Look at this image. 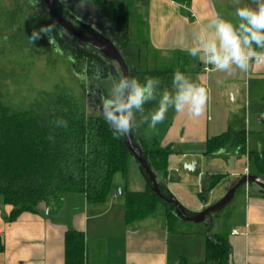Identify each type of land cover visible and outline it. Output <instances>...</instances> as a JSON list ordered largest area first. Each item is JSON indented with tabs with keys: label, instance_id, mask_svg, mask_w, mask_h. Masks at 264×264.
<instances>
[{
	"label": "crops",
	"instance_id": "obj_1",
	"mask_svg": "<svg viewBox=\"0 0 264 264\" xmlns=\"http://www.w3.org/2000/svg\"><path fill=\"white\" fill-rule=\"evenodd\" d=\"M125 2V10L114 16L127 14L128 27L131 10L139 16L143 62L148 70L155 72L161 66L170 70L155 73L160 84L152 111L158 106L159 93L173 91L172 78L177 70L207 90L201 116L192 117L187 111L178 113L172 108L163 137L154 141L157 147L170 146V155L176 156L170 170L178 172V166L183 165L191 174H205L210 182L220 169L212 161L210 165L214 154L205 155V145L209 138L227 130H245V156L264 151V65L253 63L247 72L236 68L231 72L205 71V64L188 52L195 34L217 14L234 24L239 21L224 12L216 0ZM254 136L258 148L251 149L248 144ZM221 152L224 150L217 155ZM146 187L144 183L142 190ZM242 190L243 216L232 223L228 233L219 228L214 234L190 229L181 218L170 224L163 210L161 215L155 210L144 219L127 221L125 197L120 201L115 193L103 203H90L84 194L81 201L72 200L70 212L60 198L58 208L25 211L13 220V206L5 204L0 207V264H66V235L70 231L84 235L83 264H264V190L253 185ZM205 201L200 211L208 206ZM216 235L227 241L228 252L223 262L207 263L208 238Z\"/></svg>",
	"mask_w": 264,
	"mask_h": 264
},
{
	"label": "trees",
	"instance_id": "obj_2",
	"mask_svg": "<svg viewBox=\"0 0 264 264\" xmlns=\"http://www.w3.org/2000/svg\"><path fill=\"white\" fill-rule=\"evenodd\" d=\"M94 5L104 12L105 0H94ZM12 6V10L5 14L7 27L12 31L16 26H19L18 30L26 28L30 34L41 25H54V38L50 41L48 37H42L40 45L47 43L62 54L56 45H65L64 29L50 14L45 0H13ZM114 20L130 77L143 83L146 77L156 76L155 73H170V70L161 69L145 72L139 78L136 68L144 56L137 48H132L128 15L115 16ZM80 45L72 46L73 50L95 56L87 44L81 42ZM2 74L0 71V80H4ZM155 103L156 100L146 104L144 114L150 113ZM132 132L151 169L167 173L170 150L149 147L140 128H134ZM230 145L236 151L245 153V130H227L209 138L204 154L218 153ZM248 154L253 157L258 172L264 175V151ZM131 157L124 135L114 134L112 126L103 116L87 115L64 86L55 91L41 92L33 104L20 109L4 104L0 93V198L4 204L13 206L12 220L25 211H44L58 203L66 193H83L90 203L106 202L114 193L118 195L120 186L115 178L117 175L127 177ZM223 176L217 173L210 177V185L200 193L203 199L205 190L213 188ZM124 196L127 221L152 215L162 203L170 224L179 219L169 204L155 194L151 184L142 191L126 190ZM227 252L228 244L224 237L216 235L208 238L207 263L223 262ZM83 253L84 235L77 231L68 232L66 264H83Z\"/></svg>",
	"mask_w": 264,
	"mask_h": 264
},
{
	"label": "rangeland",
	"instance_id": "obj_3",
	"mask_svg": "<svg viewBox=\"0 0 264 264\" xmlns=\"http://www.w3.org/2000/svg\"><path fill=\"white\" fill-rule=\"evenodd\" d=\"M12 1L0 0V71L4 76V80H0L2 102L14 109H20L33 104L40 97L41 92L55 91L57 88L64 86L79 101L87 115L103 116L100 110V99L108 95L111 82L117 78L118 74H122L120 66L115 62H97L96 55L92 57L74 51L72 46H81V42L71 37L65 30L63 33L65 45H56L62 54L53 50L47 43L40 45V40L30 43L28 37L30 34H28L29 32L26 28L18 30L17 27L19 26H16L13 29L14 31H12L6 26L7 17L5 14L12 10ZM216 1L224 12L233 16L236 21H239L236 16V7L238 5L235 4L234 0ZM58 3L60 5L64 4V6L69 8L66 14L67 20L73 23L76 28L81 27L80 24L85 22L99 30H107L110 28L109 25L112 26L111 28L116 26L114 25V15L122 13L126 8L125 0H105L104 12L94 5V0H64L62 3L58 0ZM245 5L255 7L252 4V0H240L239 6ZM64 8L66 9V7ZM133 12L135 11L132 9L130 12L131 21L128 27L130 37L133 39L132 48H137L143 57L145 55L143 47L144 35L143 32L142 35L139 33V16L132 14ZM25 35H27V38ZM110 65L114 67L115 72ZM139 65V67L135 68L138 70V77L142 78L145 72L149 73L148 65L143 61ZM164 67L166 66H161L160 68L165 69ZM106 68L109 69L108 72L105 71ZM171 113L172 108H169L164 121L157 124L155 128L149 127L150 118L149 123H146V125L140 124L141 127L140 125L136 127L137 130L140 128L142 134L148 139L149 147H154V141L159 142L163 137ZM144 115L147 116L148 113ZM139 119H141L140 114L137 115V120L139 121ZM133 138L137 141L134 134ZM256 138V136L251 137L252 141L248 144L249 148H258L255 142ZM213 154L215 156L212 155V157L215 158L211 157L210 165L211 161L215 163L218 166L217 168L220 169V173L224 175L223 177L231 172H236V176L251 173L264 177L263 174L258 172L253 157L249 158L243 153H238L236 148L231 145L227 146L224 152H221L219 155H217L218 153ZM175 160L176 156L169 155L167 173L155 172V175L163 195L175 197L190 217L202 211L199 209L203 207V201L206 200L205 202L208 203L207 207H209L222 199L226 193L228 182L235 177L226 176L223 180H219L213 188L207 192L205 190L206 194L203 199L200 193L204 187L207 188L210 185L205 174L199 175V171L196 174H191L185 170L183 165L178 166V172H172L170 167L174 166ZM246 168L248 172H246ZM115 181L123 192L117 195V199L121 201L124 200L126 189L133 191L142 190L144 183H147V177L141 171L138 162L131 157L127 177L123 178L121 175H117ZM253 186L256 185L253 184ZM242 188L243 186L236 192L231 201L213 212L212 218L207 217L205 221L198 223L181 219V223L190 224V229L199 231L203 229L208 230L211 234L217 233L219 228L220 231L228 233L232 227V223H236L243 216L245 192ZM83 197V193H66L62 195L61 199L62 203H65L66 211L70 212L72 210V200L81 201ZM4 205L0 198V207ZM169 206L174 212V205L169 204ZM58 207L59 202L46 208V212L51 208L55 209ZM164 209V204L162 203L157 207L155 214L161 215V212H165Z\"/></svg>",
	"mask_w": 264,
	"mask_h": 264
},
{
	"label": "clouds",
	"instance_id": "obj_4",
	"mask_svg": "<svg viewBox=\"0 0 264 264\" xmlns=\"http://www.w3.org/2000/svg\"><path fill=\"white\" fill-rule=\"evenodd\" d=\"M234 2L238 5L239 23L234 24L217 14L195 34L194 43L188 48L190 56L211 65L214 71L231 72L236 68L247 72L253 63L264 65V0H252L255 7L239 6L240 0ZM42 37L51 41L54 25H41L29 35L33 43ZM159 84V79L154 77H146L141 83L135 77L117 75L108 95L100 99V110L114 134H129L140 124L149 123V118V127L155 128L164 121L169 108L178 113L187 111L192 117H199L205 111L206 88L177 70L172 78L173 91L164 89L159 93L158 106L145 116L144 106L157 100Z\"/></svg>",
	"mask_w": 264,
	"mask_h": 264
},
{
	"label": "water",
	"instance_id": "obj_5",
	"mask_svg": "<svg viewBox=\"0 0 264 264\" xmlns=\"http://www.w3.org/2000/svg\"><path fill=\"white\" fill-rule=\"evenodd\" d=\"M46 7L48 8L50 14L56 21V23L64 29L67 33H69L72 37H75L82 43L91 45L93 48L104 54L110 60L116 61L122 69V74L129 76V66L125 62V59L121 55L117 46L114 42L99 33L96 30H87L83 32L76 28L69 20L63 17L56 8V0H45ZM125 143L132 155V157L138 162L141 171L147 177V185L151 184L153 191L155 194L160 197L167 204L174 205V212L179 216V218L187 221H193L195 223L205 221L207 217L212 218L213 212L220 209L222 206L231 201L236 192L242 187L247 185H253L260 187L264 190V177L257 174H243L241 176L233 177L226 186V193L217 203L212 206H209L202 210L200 213L193 215L190 217L185 208L179 203V201L175 197H167L163 195L161 192L157 177L155 172L149 166L146 158L143 155V150L140 145L134 141L133 132L131 131L129 134H125ZM170 149V146H167V150ZM188 164H186L187 166ZM119 195L122 194V189H118Z\"/></svg>",
	"mask_w": 264,
	"mask_h": 264
},
{
	"label": "flooded vegetation",
	"instance_id": "obj_6",
	"mask_svg": "<svg viewBox=\"0 0 264 264\" xmlns=\"http://www.w3.org/2000/svg\"><path fill=\"white\" fill-rule=\"evenodd\" d=\"M61 3H62V1L64 2V0H59ZM46 5V4H45ZM64 7H66V9L64 8ZM56 8H57V10L59 11V13L63 16V17H65L66 19H67V16H66V14H67V9H68V11H69V8L67 7V6H64V4L62 5H60L59 3H58V0L56 1ZM48 9V8H47ZM75 9V8H74ZM76 10V9H75ZM77 11V10H76ZM105 17H106V15H105ZM114 22H115V20H114ZM73 24V23H72ZM81 27H78L81 31H83V32H86L88 29L89 30H96V31H98L99 33H101V34H103L104 36H106V37H108V38H110V39H112L114 42H115V45L117 46V48H118V50L120 51V53H121V55L123 56V58H124V55H123V50L120 48V38L117 36V33H118V31H117V28H116V26H113V28H111L112 26H110L109 25V29H107V30H99V29H97L96 27H94V26H91L90 24H88V23H85V22H82L81 24ZM114 25H116L115 23H114ZM114 30V31H112V30ZM110 30H111V32H110ZM73 38H75V37H73ZM85 44V43H84ZM87 46L89 47V48H91L92 49V51L95 53V55L97 56V62H104V61H106V62H115V63H117L116 61H113V60H110L109 58H107L104 54H102L101 52H99L98 50H96L95 48H93L91 45H88L87 44ZM126 62V61H125ZM118 64V63H117ZM119 65V64H118ZM111 67H112V69H113V71H114V67L112 66V65H110ZM120 70H122L121 69V67H120ZM106 72H108L109 71V69L108 68H106V70H105ZM115 72V71H114Z\"/></svg>",
	"mask_w": 264,
	"mask_h": 264
},
{
	"label": "built area",
	"instance_id": "obj_7",
	"mask_svg": "<svg viewBox=\"0 0 264 264\" xmlns=\"http://www.w3.org/2000/svg\"><path fill=\"white\" fill-rule=\"evenodd\" d=\"M212 69V66L211 65H205L204 66V70L205 71H210ZM246 172H248V169L246 168Z\"/></svg>",
	"mask_w": 264,
	"mask_h": 264
}]
</instances>
